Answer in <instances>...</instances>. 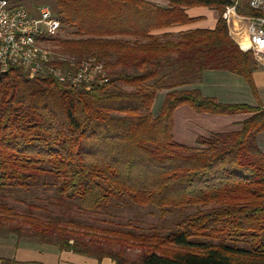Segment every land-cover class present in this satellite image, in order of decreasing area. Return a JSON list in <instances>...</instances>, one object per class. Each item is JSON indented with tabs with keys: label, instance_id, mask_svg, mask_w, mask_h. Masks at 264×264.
<instances>
[{
	"label": "trees",
	"instance_id": "1",
	"mask_svg": "<svg viewBox=\"0 0 264 264\" xmlns=\"http://www.w3.org/2000/svg\"><path fill=\"white\" fill-rule=\"evenodd\" d=\"M235 1L52 0L61 25L53 45L102 63L106 81L83 90L48 75L30 79L16 67L0 72V229L114 264H264V153L256 143L264 107L221 104L190 88L205 71H227L257 98V64L222 18ZM195 7L218 13L213 30L152 34L192 23L186 10ZM235 13L264 19L248 0H238ZM181 106L249 117L238 131L210 133L190 147L172 134ZM39 188L54 189L62 215L105 212L127 199L176 219L166 231L135 233L74 227L70 216L40 220L4 203L8 191Z\"/></svg>",
	"mask_w": 264,
	"mask_h": 264
},
{
	"label": "crops",
	"instance_id": "2",
	"mask_svg": "<svg viewBox=\"0 0 264 264\" xmlns=\"http://www.w3.org/2000/svg\"><path fill=\"white\" fill-rule=\"evenodd\" d=\"M165 6V0H147ZM193 22L187 25L173 26L165 30L155 31L154 36L171 33L177 34L191 30H213L218 19V13L209 8L195 7L186 10ZM232 23L227 27L230 38L236 43L237 38L244 37L246 22L231 17ZM235 22V23H234ZM235 29V30H233ZM233 34V35H232ZM235 35V36H234ZM237 36V37H236ZM254 59V58H253ZM255 61V60H254ZM257 68L252 73V81L257 92L254 98L245 81L227 71H205L200 80L193 82L190 88L198 89L203 97L214 98L221 104H242L251 107H264V66L256 61ZM164 92L157 93L152 115H158ZM249 114L233 116H218L197 114L187 106H181L173 114V137L182 145L193 147L198 137H207L210 133L233 132L240 129V122ZM256 143L264 153V132L256 136ZM0 264H114L110 259L98 261L93 257L59 251L54 246L44 245L28 238L18 239L14 235L0 236Z\"/></svg>",
	"mask_w": 264,
	"mask_h": 264
},
{
	"label": "built area",
	"instance_id": "3",
	"mask_svg": "<svg viewBox=\"0 0 264 264\" xmlns=\"http://www.w3.org/2000/svg\"><path fill=\"white\" fill-rule=\"evenodd\" d=\"M237 1L225 9L222 18L227 27L232 23V16L246 22L244 37L237 38L236 44L241 52L250 53L264 66V19L238 16ZM248 5L254 11L264 12V0H248ZM60 29L58 18L48 7L29 14L21 6L0 0V72L16 67L30 79L48 75L58 83L83 90L104 83L106 74L102 63L90 58H71L57 51L53 41Z\"/></svg>",
	"mask_w": 264,
	"mask_h": 264
},
{
	"label": "rangeland",
	"instance_id": "4",
	"mask_svg": "<svg viewBox=\"0 0 264 264\" xmlns=\"http://www.w3.org/2000/svg\"><path fill=\"white\" fill-rule=\"evenodd\" d=\"M16 3L11 2L10 5L21 6L29 14H36L41 7H48L51 11L54 10L52 0H17ZM60 36L70 37V34L69 32H63ZM54 196V189L43 191L39 188L26 193L15 190L8 191L5 194L4 203L12 208L16 214L31 216L40 220L46 221L62 216L60 223H63L70 216V220L75 224L74 227L110 228L129 230L135 233H148L153 229L159 232L166 231L171 227L173 220L176 219L173 215L162 218L156 209L134 206L127 199L114 202L112 208L105 212H87L73 209L69 214L62 215L63 209L55 206ZM76 230L82 232V229L77 228ZM6 235H8L6 229H0V236ZM127 254L134 257L137 251L128 250Z\"/></svg>",
	"mask_w": 264,
	"mask_h": 264
},
{
	"label": "bare ground",
	"instance_id": "5",
	"mask_svg": "<svg viewBox=\"0 0 264 264\" xmlns=\"http://www.w3.org/2000/svg\"><path fill=\"white\" fill-rule=\"evenodd\" d=\"M235 23V22H234ZM233 30H235V29H233ZM233 35V34H232ZM235 36V35H234Z\"/></svg>",
	"mask_w": 264,
	"mask_h": 264
}]
</instances>
